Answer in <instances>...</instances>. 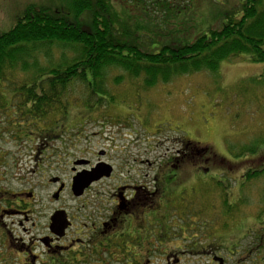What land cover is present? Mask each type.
<instances>
[{"label": "rangeland", "instance_id": "obj_1", "mask_svg": "<svg viewBox=\"0 0 264 264\" xmlns=\"http://www.w3.org/2000/svg\"><path fill=\"white\" fill-rule=\"evenodd\" d=\"M119 1L113 0L116 12L134 22L139 7L132 5L128 13L123 12ZM217 1L145 0L146 18L140 24L148 29L154 23L174 35L191 28L187 31L194 35L196 24L207 26L206 30L219 25L221 14L238 0ZM29 4L58 10L63 0H0V32L13 26ZM72 54L68 46L55 47L50 59L59 62ZM41 61L47 62L44 58ZM263 73L264 62L255 63L240 55L221 60L215 71L178 75L145 89L142 78H130L111 68L105 82L113 98L103 96V103L93 107L80 105V114L75 107L70 118L67 116L55 130L68 132L46 141V132L35 134L34 129L13 122L8 99V118L0 112V130L4 128L0 131V264H21L15 256L19 253L22 257L20 253L30 243L31 235L36 238L33 251L43 262L37 264H51L37 237L47 232L54 209H65L75 226L89 227L91 220L103 212L101 207L116 184L145 174L149 181L163 169L162 175L168 176L167 166L159 168L161 161L164 163L185 142H191L193 150L196 146L202 148L195 155L201 168L195 165L183 170L174 195L164 200V226H173L175 233L181 231L180 239L198 240L203 235L199 231L210 230L213 234L208 240L214 241L221 234L227 246L237 241L235 255L227 254L232 256L227 264H234L237 256L241 257L240 264H264V171L255 177L244 176L250 166L262 167L247 159L264 150ZM118 76L120 80L114 83ZM21 77L18 74V79ZM73 94L75 99L86 94L82 83L75 85ZM249 146L254 152L244 151ZM216 156L231 163L215 166ZM80 159L89 161L92 167L99 162L115 167L112 179L94 183L81 198L70 191L75 171L90 169L88 164L74 163ZM52 177L65 186L58 200L52 196L60 183L52 182ZM17 209L25 214H17ZM155 221L149 219V224ZM187 228L197 229L184 234ZM258 241L261 245L257 248Z\"/></svg>", "mask_w": 264, "mask_h": 264}, {"label": "trees", "instance_id": "obj_2", "mask_svg": "<svg viewBox=\"0 0 264 264\" xmlns=\"http://www.w3.org/2000/svg\"><path fill=\"white\" fill-rule=\"evenodd\" d=\"M120 1L123 12L132 5L139 7L134 22L119 16L113 0H63L58 10L42 5L25 7L13 26L0 32V112L4 117L8 118L6 106L10 105L18 127L34 129L35 134L46 132L44 141L53 140L68 132L55 130L67 116L70 118L75 107L80 114V105L93 107L102 104L104 97L113 98L105 82L108 69L142 78L146 89L178 75L215 71L221 60L231 57L246 55L252 62H264V0H238L221 14L219 25L206 30L207 26L196 24L194 35L187 31L191 28L174 35L154 23L147 29L140 24L145 17V0ZM66 46L73 52L69 59H50L53 48ZM18 74H22L19 79ZM78 83L86 94L75 99L73 91ZM194 149L195 155L202 151L197 146ZM249 150L254 152V147L244 149ZM256 156L247 160L262 167L250 166L246 178L264 171V150ZM227 162L231 163L218 157L215 166ZM260 245L258 241L257 248Z\"/></svg>", "mask_w": 264, "mask_h": 264}, {"label": "flooded vegetation", "instance_id": "obj_3", "mask_svg": "<svg viewBox=\"0 0 264 264\" xmlns=\"http://www.w3.org/2000/svg\"><path fill=\"white\" fill-rule=\"evenodd\" d=\"M127 161L126 158L125 162ZM140 162L142 163L141 160ZM195 163V151L191 142L182 143L164 163L161 161L159 168L167 166L165 169L170 171L168 176L162 175L163 169L162 173L156 172L149 181L146 174L144 177H127L122 180L111 190L106 204L101 207L103 212L99 211V215L91 220L89 227L75 226L65 209H54L52 214L56 210H64L70 224L63 234L58 236L49 228L52 214L50 215L47 232L44 237H37V241L43 246V254L49 258L51 264H180L181 261L193 264H227V260L232 258L230 255L236 253L233 247L237 246V241L227 246L228 242L221 234L219 239L216 235L214 241L208 240L207 237L213 234L210 230L199 231L203 232V235L198 240L180 239L181 231L175 233L171 230L173 226H164L166 222L162 219L164 215L161 212L165 208L164 200L173 194L176 183L184 173L183 170L198 165ZM110 166V176L101 177L91 183L80 196L72 193L70 183L72 195L81 198L94 183L112 179L115 167ZM198 167L201 168L200 165ZM89 168L92 166L89 165ZM59 197L60 194L53 199L58 200ZM16 205L19 206V203ZM15 212L25 214L19 209ZM153 218H156V223L149 224V219ZM196 229L187 228L183 232L191 234ZM16 238L23 241L18 235ZM29 240L30 243H27L20 253L22 257L19 253L15 256L21 264H37L40 260V256L33 251L36 238L31 235ZM21 248L23 249V246L19 249ZM240 260L241 257L237 256L234 264H240Z\"/></svg>", "mask_w": 264, "mask_h": 264}, {"label": "water", "instance_id": "obj_4", "mask_svg": "<svg viewBox=\"0 0 264 264\" xmlns=\"http://www.w3.org/2000/svg\"><path fill=\"white\" fill-rule=\"evenodd\" d=\"M87 160L80 159L75 161L78 164H87ZM112 168L109 164L105 162H99L91 169H83L81 171H76L75 175L72 177L71 191L75 196H80L89 185L101 177L110 176ZM51 181L56 183L59 181L57 177H52ZM63 188V183H61L57 191L53 194V198H57L60 191ZM50 230L58 236H61L70 222L67 219L66 212L64 210H56L50 217Z\"/></svg>", "mask_w": 264, "mask_h": 264}]
</instances>
